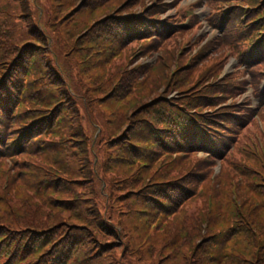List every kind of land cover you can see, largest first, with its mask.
<instances>
[{
    "label": "trees",
    "instance_id": "16d2710c",
    "mask_svg": "<svg viewBox=\"0 0 264 264\" xmlns=\"http://www.w3.org/2000/svg\"><path fill=\"white\" fill-rule=\"evenodd\" d=\"M76 1L0 0V264H82L88 258L94 261L93 264H105L101 259L104 254L106 261L107 257L110 258L108 262L111 264H125L119 261L126 259L127 255L132 256L128 249L119 258L114 256L120 248L125 247L121 243L116 245V240L121 236V239L125 238L117 228V220L132 211L126 206L121 209L123 213H118L119 208L112 205L115 202L112 194L106 196L101 193V199L90 204L91 208L83 207L80 203L89 201L84 196L98 195L100 192V187L98 191L91 187V183L99 181V173L96 178L91 177L90 165L95 158L96 171H104V163L101 164L96 153L97 139L90 132H96L97 123H94L89 114L84 125L82 115L84 107L89 110L88 106H91L90 111L94 112L95 95L101 96L97 100L105 96L95 86L91 89L95 94L85 91L81 80L87 73L86 64L89 60L101 54L106 56V61L112 54L119 52L121 48L117 47L133 42L131 38L135 32L142 33L149 26L139 19L123 17L110 18L100 24L98 22L104 15L98 18L99 13H94L93 18L86 17L81 27L77 25L74 28V17L88 6L81 5L76 10ZM244 1L250 5L251 12H242L241 15L247 16L250 22L264 21V1ZM136 3L126 8V14L143 4L138 0ZM241 3L242 0L236 2ZM70 11V16L66 18ZM88 19L91 20V26L86 29L85 22ZM156 46L157 43L152 42L147 49L155 50ZM174 47L175 42L171 38L165 49L169 53ZM249 63L252 67L249 74L253 82L258 71H264V59L260 58L257 64L255 61ZM100 64L95 65V68L101 69L103 64ZM140 68L136 71L138 74L118 71V75L124 77L122 80H113L118 84L119 94L121 90L130 94L131 84L138 76L146 74L148 77V69ZM44 84L43 88L40 86L36 90L38 85ZM188 86L189 83H179V87ZM44 89L47 93L41 91ZM193 99L185 97L183 102H190L194 107L202 105V100L192 101ZM164 104V112L161 111L158 122L153 121L158 126V132L153 134L154 138L167 147H174L176 144L171 137L179 132L183 134L179 143L181 150L180 146L170 150L162 145L161 152L167 151L164 155L175 150L185 153L193 149L195 138H199V143L204 144L205 150L210 153L216 144L214 151L223 149L226 153L220 157L221 173L212 180L210 168L213 164L188 157L184 161L175 159V164L169 168L168 160L167 164L157 169L160 171L158 184L148 187L152 190L147 191L142 201L160 218L175 219L183 224L182 228L186 224L187 234H190V239L194 238L188 264H264V185L261 187L262 180L253 175L254 172L258 173L259 162L264 159V135L258 132L256 125L245 126L237 118H223L220 121L227 126L237 123V127L241 129L239 136L234 140L225 139V142L219 139L205 142L192 117L186 118L178 112H172L169 101ZM142 105L140 102L133 109L135 106L128 103L127 106H131L128 111L133 109L131 112H136ZM69 109L78 114L73 115ZM258 112L264 115V95L260 97ZM143 117L149 120L148 117ZM175 123L182 125H179V129H174ZM257 134L262 141L261 150L252 143ZM185 136L194 138H189V141L183 139ZM57 139H64V147L70 145L76 156V165L70 163L76 167V173L80 172V176L76 180L72 179L78 183V187L73 190H66L64 178L69 173L60 175L61 171L47 185L46 177L54 174L49 170L53 163L50 162L51 167L46 166L40 152L48 147L46 143L54 144ZM101 141L106 148L109 147L106 138ZM119 149L123 154L126 151L128 158L133 154L125 146H120ZM6 159H11L13 176L5 172ZM163 160L162 157L157 163ZM195 166V174L189 176ZM29 167L42 169L37 181L44 179L39 183L40 186L44 184V187L41 186L43 191L33 194L22 188L23 184L32 188L28 184H33L26 181L25 175L30 173V176H34ZM262 171L264 174V169ZM141 174L142 177L145 176V171ZM180 178H185L183 185L177 181ZM4 181H7L5 188L1 185ZM24 181L27 183H22ZM25 196L31 202H27L29 204L26 206V203L20 205V200ZM208 197H212L211 201L219 197L217 204L220 211H211L199 218L197 206L211 202ZM15 201V209L26 212L28 216L21 214L14 217ZM122 204L123 202L120 203ZM208 218L211 220L204 224L203 219ZM193 220L196 224H193ZM218 220H222L220 227L215 222ZM202 224L204 227L200 226ZM71 226L74 233L71 232ZM159 230L149 235L143 246L146 245V250L151 251L150 256H154L160 263L164 251L169 247L165 242H159L154 250L155 244L148 241L149 238L155 239L157 234L162 236L167 233L166 230ZM88 232L93 237H87ZM40 239L44 240L37 243ZM159 246L162 247L159 249ZM53 248H57L54 253L51 250ZM86 253L88 258L84 256Z\"/></svg>",
    "mask_w": 264,
    "mask_h": 264
},
{
    "label": "rangeland",
    "instance_id": "374dc122",
    "mask_svg": "<svg viewBox=\"0 0 264 264\" xmlns=\"http://www.w3.org/2000/svg\"><path fill=\"white\" fill-rule=\"evenodd\" d=\"M138 1L140 3L143 2V4H139L138 6L129 10L131 13H138L145 9L146 11H149L158 5V0ZM167 1L172 2L173 0ZM80 3L83 6H88L85 9L80 10L74 17V28L77 25L81 27L83 24L82 21H84L86 17L89 16L93 18L96 13H99L98 18L101 15H104L101 16V19L98 22L100 24L110 18L116 19L120 15L127 13L126 8L128 6L137 4L136 0H77L76 7ZM94 13L95 15H93ZM70 14L71 11L66 14L65 17H69ZM90 26L91 20L88 19L85 22V28L88 29ZM69 29L73 30V28ZM222 38H224V35L221 36V39ZM120 39L122 38H117V40ZM219 39L220 38H217L218 41ZM97 40L98 42H101L98 38ZM117 48L121 49L118 50L119 52L112 54L106 60L109 61L108 64L105 61L106 56L101 55L100 53L99 56H94L95 59L89 60L86 64L87 73L83 75L84 78L81 80L84 82L83 86L85 91L95 94L91 90L92 87L95 86L99 93L105 96L101 100H97V97L101 96L95 95L94 112L91 113V106H88L89 110L84 107V112L82 115L84 125H86L85 119L89 116V114L92 116L91 118L93 119L94 123H97L96 127H98V129L96 132L93 130L90 132L94 133V137L97 139L96 153L98 158L101 159V164L104 163V171L102 169L98 170V172L96 171L95 164H97V158H95L90 165V171L92 172L91 177L96 178L99 173V181L91 183V187H93L96 191H98L100 187V192H98V195L84 196L88 198L89 201H82L80 203H82L81 206H85L87 208L90 207V204H95L101 199V193H103V195L106 194V196H110L112 194L115 200L112 205L116 208H119L118 213H123V210L121 209L126 206L130 211H132L128 214L122 215V217L117 220V228L123 232L125 238L123 237V239H121V236L118 240H116V245L121 243L125 247L120 248L118 253L114 256L119 258L122 253H125L127 249L129 255L130 253L132 255L131 257L127 255L126 259L122 261L120 260L119 262H123L125 264H149L148 262H150V264H188V260L190 259V254L192 251L191 245L194 238L190 239V234H187L188 229L186 224L184 225V228H182L183 224L176 222L173 218V220L160 218V216L156 215V212L153 209L149 210V206L146 205L142 200L143 196L147 195V191L149 189L152 190V188L148 187L158 184L157 181L159 179L160 171L157 169H159L162 165H165L168 160L171 161V159L165 158L163 161L157 163L158 159L164 156L163 151L161 152V148H163L162 145H167L161 141H157L158 139L156 137L154 138L153 134L158 132V126L153 121L158 122V116L161 115V111H163V108L165 107V101H170L171 103L175 104L174 107L181 109L183 106L181 105L182 102L180 101H182L185 97H190V99H193L201 98L205 95L209 96L210 93L208 91L202 92L203 87L211 85V83L206 82V79L203 77V63L205 58L196 63L187 61V51L190 50L189 47H184L182 52L178 51L173 57L168 59L161 60L160 57L156 55L152 58L143 47H138L137 41H133L129 44L126 43L123 46L121 45V47ZM212 51L215 52L216 49H213ZM99 63H101L100 65L103 64V66L101 69H96L95 65ZM142 64L146 65L143 70L148 69V77H146V74L138 76L131 84L132 88L130 89V94L127 95L124 90H121L119 94V91H117L118 84H116V82L113 80L116 78L122 80L124 77H120L118 75V71L138 74L136 73L137 66H141ZM229 73H232V70H230ZM233 75L234 74H231L230 77H234ZM206 77L208 78L209 76L207 75ZM110 78L111 82L109 83ZM183 82H186V84L189 83V86L192 85L191 89L188 88L189 86L179 87V83ZM195 83L197 86L194 87ZM214 84L215 82L213 85ZM40 86L43 88L45 84L38 85L36 90L39 89ZM59 87L60 86H58V88ZM41 91L47 93V90L45 89ZM250 94L251 91L247 90L243 95L250 96ZM224 98L225 96L222 99ZM53 101L54 103L56 102L55 99ZM140 102L143 104L141 108H139L136 112L133 111L134 113L131 112L136 108L135 105ZM221 102L223 101L221 100ZM128 103H131L135 106L131 111H128L131 108V106H127ZM160 103L161 105H159ZM66 105L67 107L69 106L68 104ZM69 111L70 113H73V115L78 114L77 112L74 113L71 109H69ZM256 114L261 117L260 113H255L254 115ZM141 115L142 117H140ZM143 116L148 117L149 120ZM261 118L262 120L264 119V117ZM163 122H165V120H163ZM105 138L108 140V145L110 148H106V145H103L101 140ZM46 146L48 147L42 150L40 153L43 154V158L46 161V166L51 167L52 165L50 162L53 163V166L49 168V170L54 173L51 174L50 177H46L48 178L46 179L47 185L51 179L55 178V174L61 171L60 175L69 173V176L64 178V184L67 185V187H65L66 190H73V188L78 187L77 181H72V179L76 180L79 178L80 172H75L76 167H74L73 164L76 165V156L72 152L71 146L69 145L67 148L64 147V139H57L54 144L46 143ZM120 146H125L127 150L131 151L135 155L131 154L129 155L130 158H128L126 151L125 154L120 151ZM31 158L33 159V157ZM170 161L168 167L172 165ZM262 169H264V159L260 160L259 162L258 173L254 172V174H252L255 178L262 180V183H264V174ZM41 170L42 169L39 167H35L33 169L29 167V171H32L34 176H30V173H26V181L28 183H32L33 185L28 184L32 186V188H28L25 186L26 184H23L24 186H22V188L28 189L30 192H33V194L34 192L38 193L43 191L44 184H42L41 186L43 187H41L39 183L44 179L37 181V179L41 177ZM143 170L145 171V176L142 177L141 172H143ZM27 182L24 181L22 183ZM262 183L260 184L261 187L264 185ZM1 185H3L4 188L7 186L6 184ZM38 187H40V189ZM50 191H53V189ZM41 194H43V192H41ZM227 194L228 192H226V195ZM26 199H28L27 196L23 197L20 200V205L26 203L24 205L26 206L29 204L27 202H31V200ZM211 199L212 197H208V201H211ZM217 201H219V197L211 202H208L207 205H203L202 203L198 204L197 210L199 213V218H203L206 213L211 211H220V206H218ZM11 202H13V200H11ZM122 202L123 204L120 205ZM16 206L17 202L15 201V206H13L14 217H18L21 214L25 216L26 212L16 210ZM99 206H102V204ZM156 216L158 218H156ZM199 218L197 217V220ZM39 220L43 222L41 219ZM209 220H211V218H208V220L203 219V223L206 224ZM221 221L222 220L215 221L218 222L216 225L220 227ZM193 224H196L195 221ZM200 226L204 227L203 224ZM158 229H160V232L166 230L167 233L162 236L157 234L155 239L149 238L148 241L155 244L154 250H156V247H158L159 242H165L164 244L169 247L164 251L161 260L162 262L160 263L157 259H154V256H150L151 251L146 250V245L143 246L145 241H147L148 236L153 235L154 231ZM71 232H75V230H72V226ZM87 235V237H93L91 232H88ZM43 240L44 239H40L37 241V243ZM141 246L143 247L140 249V252H137ZM161 247L159 246V249ZM93 248L90 250V253H92ZM53 249H51L52 253L57 250V248L54 250ZM82 253H84V251H82ZM84 256L88 258V253H86ZM101 259L105 262V264H111L108 262L110 260L109 257H107L106 261L105 254L101 256ZM84 261L85 262L82 264L94 263V261H90L89 258L88 260L84 259Z\"/></svg>",
    "mask_w": 264,
    "mask_h": 264
}]
</instances>
